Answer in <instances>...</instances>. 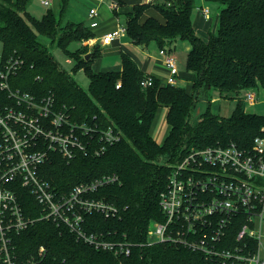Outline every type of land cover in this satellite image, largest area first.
<instances>
[{
    "label": "trees",
    "instance_id": "1",
    "mask_svg": "<svg viewBox=\"0 0 264 264\" xmlns=\"http://www.w3.org/2000/svg\"><path fill=\"white\" fill-rule=\"evenodd\" d=\"M29 1L0 0V53L4 62L10 60L16 67L11 82L37 100L51 97L54 107H65L72 122L94 127L92 151L94 147L99 151L94 156L89 148L87 155L70 161L53 153L41 166L40 175L60 192L102 177H116L88 197L114 205L120 216L107 219L98 213L86 214L82 229L88 234L103 232L108 239L125 237L132 246L127 257L119 258L84 243L62 226L38 221L14 236L16 253L27 258L42 246L47 264H207L201 255L181 245L150 243L147 231L153 222L163 220L159 196L172 167L191 148L234 143L249 150L256 137L264 138V114L247 112L241 97V93L264 88V0H204L219 5L216 29L206 40L197 34L191 19L195 0L136 5L126 15L125 36L134 45L156 42L162 49L165 39L169 47L177 40L188 43L186 69L193 74L191 91L179 85H160L155 79L151 86L142 87L147 74L125 53L119 72L93 71L90 62L101 47L82 44L93 37L88 27L62 23L50 10L36 19L26 10ZM151 6L162 15V24L153 18L139 22ZM71 45L75 48L70 49ZM52 47L62 49L73 62L70 72L57 62ZM77 70L85 72L87 89L73 78ZM214 90L220 99L234 101L235 109L228 117L210 111ZM4 95L0 93L1 98ZM160 106L167 109L168 126L161 144L150 135ZM108 129L118 137L113 143L103 138ZM20 192L24 212L38 216L33 197L26 189Z\"/></svg>",
    "mask_w": 264,
    "mask_h": 264
},
{
    "label": "built area",
    "instance_id": "2",
    "mask_svg": "<svg viewBox=\"0 0 264 264\" xmlns=\"http://www.w3.org/2000/svg\"><path fill=\"white\" fill-rule=\"evenodd\" d=\"M40 3L48 9L52 0ZM198 11L202 18H209L208 6ZM97 16L95 9L89 10L90 29L98 26ZM125 35V26H118L103 35L101 43L110 44ZM158 54L168 72L165 85H178L175 57L165 47ZM15 69L0 53V93H5L0 97V264H47L44 247L21 259L13 244L14 236L38 221L62 226L97 250L127 257L132 244L125 237L108 239L103 232L88 234L82 229L86 214L98 213L107 219L120 216L114 205L88 197L116 177H102L60 192L40 175L41 166L53 153L70 161L87 155L89 148L92 151L94 127L72 122L65 107H54L51 97L37 100L14 86ZM153 79L147 75L141 86H151ZM256 101L255 92L245 94V104ZM103 138L107 143L118 139L110 129ZM91 151L94 156L99 153L96 147ZM22 189L39 207L38 216L24 212ZM159 209L163 220L148 229L150 243L181 245L201 255L207 264H264V138L256 137L249 150L234 143L191 148L172 167L159 196Z\"/></svg>",
    "mask_w": 264,
    "mask_h": 264
},
{
    "label": "rangeland",
    "instance_id": "3",
    "mask_svg": "<svg viewBox=\"0 0 264 264\" xmlns=\"http://www.w3.org/2000/svg\"><path fill=\"white\" fill-rule=\"evenodd\" d=\"M154 1H160V0H154ZM202 4H204V6H208L210 9V15H209V20H208L210 21V23L207 24L206 26H202L204 25V22H203L204 20L200 17V13L198 11V7ZM218 8H219V5L217 3L205 2L204 0H195V8L191 12V19H192V22L194 24L197 34L203 40H206L209 37L210 32H212V22L216 16ZM46 9L44 7L43 10H41V13L34 14L33 12H30L29 15L34 18L39 19L41 18L42 14L46 11ZM153 12L157 20L163 19L162 15L158 11L154 9ZM146 17H147V14H145L142 17L143 18L142 20H144ZM91 39L92 37L89 38L87 41H84L82 44L86 45L85 43L91 42ZM43 42L47 43V41H43ZM133 45L132 46L125 45V47L129 48L127 50L131 51V50H134ZM169 45H170V41H168V39H165L164 47L168 49ZM136 47H138V49H141V46L136 45ZM170 47L171 49H173V51L171 50V54H173L175 57V61H176V64H177V67L180 73L179 80L181 81L179 84H181V87L183 86V88H185L187 91H191V82L193 79V74L186 69V55L188 52V43L186 41L177 40L176 43L172 44V46ZM73 48H75V45L70 46V49H73ZM144 49L154 50L155 52L154 54L158 53L159 51V47L157 46L156 42H150L147 45V47H145ZM0 51H1V47H0ZM51 52L53 56L55 57V59L57 60V62L60 64V66L63 69H65L67 72H70L73 62L71 60H67V58L65 57L63 53V50L58 47H52ZM126 52L127 51L124 50L123 45L120 47L118 46V43L115 42L112 44V46L103 48L101 52L99 53V55L94 57L93 60L90 62V67L93 71L117 73L120 71L119 68L121 67V54L122 53L127 54L128 52L127 53ZM156 55H153V56H156ZM167 76H168L167 71H165V73L159 72V75H156L159 83L165 82V80L167 79ZM73 78L82 88L84 89L88 88V79L83 70H77L73 74ZM256 95H257L256 103L253 105H250L252 107H245V110L250 113L264 114V88H259L256 91ZM243 96H245L244 93H241V97ZM217 98H218L217 91L215 90L212 91L213 101L210 107V111L212 112V114L219 115L221 117H228L231 114V112L235 109V103L233 101H228L225 99L216 100ZM245 105L248 106L247 104ZM163 109H164L163 107L159 108L155 116L153 125H152L153 137L156 138L157 140V141L156 140L154 141H156L157 143L161 141V138H163L167 132V125H166V121L163 116V113H164Z\"/></svg>",
    "mask_w": 264,
    "mask_h": 264
},
{
    "label": "crops",
    "instance_id": "4",
    "mask_svg": "<svg viewBox=\"0 0 264 264\" xmlns=\"http://www.w3.org/2000/svg\"><path fill=\"white\" fill-rule=\"evenodd\" d=\"M154 2H159V1H154V0H52L51 6L48 9H46V8L45 9H46V11L47 10L52 11L55 18L60 19L62 23H66V22L81 23V24L85 25L86 27H88V29L91 31L92 36H93L91 39V42L85 43L89 47H92L93 45H99L101 47V50H102L105 47L112 46V44L115 42H117L118 46H120V47L123 45L124 50L129 53L128 54L126 52L135 61V63L138 65L139 69L144 74L150 75L155 80L158 81V78L156 77V75H159V72L165 73L166 68L163 65L162 59L159 56V54L158 53H156L157 55L154 54L155 53L154 50L144 49L147 46H143V47L141 46V49H143V50L138 49V47H136V45H133V43L130 42L126 36L121 37L119 40H114L110 44L104 45L101 43V37L103 35H105L109 32H112L118 26H125L126 15L132 11V8L134 6L142 5V4H153ZM203 6H204V4L200 5L198 7V9L200 7H203ZM42 7L43 6L41 5L40 0H30L26 10H27L28 14L30 12H33L34 14L35 13L38 14V13H41V10H43L44 7L43 8ZM91 9H95L97 12V15H98L96 18V20L98 22V26L94 29L89 28L88 13H89V10H91ZM153 11H154V8L152 6L147 8L143 12L142 16L140 17L139 22L143 23L148 18H153V19L157 20L155 18L156 16H155ZM45 12L42 14V16L45 14ZM145 14H147V17L144 20H142L143 19L142 17ZM200 17H201V15H200ZM202 19L204 20L203 21L204 25H202V26H206L207 24L210 23V21H208L209 18H207V19L202 18ZM157 21L162 24L164 22V19L157 20ZM212 24H213V22H212ZM125 45H128V46L133 45V49L136 50L137 52L134 50H131V51L127 50L129 48L125 47ZM169 48H171V47H169ZM172 51H173V49H172ZM169 52H171V50ZM153 55H156V56H153ZM119 69L121 70V67ZM96 72H101V71H96ZM180 81L181 80H179V77H178V84L180 83ZM159 84L165 85V82H161ZM179 86H181V84H179ZM245 93L246 92H244V95H245ZM255 93H256V91H255ZM218 99L220 100L219 96L216 100H218ZM256 99H257V95H256ZM212 101H213V99H212ZM161 107L164 108L163 109L164 110L163 116H164V119L166 121L167 109L165 108V106H160L159 108H161ZM245 107H252V106H250V105L246 106L245 105ZM159 108H158V110H159ZM156 114H157V112H156ZM156 114H155V116H156ZM154 119H155V117H154ZM153 122H154V120H153ZM153 122H152V125H153ZM152 125L150 128V135L152 136V138L154 140H156V138L153 137ZM167 132H168V126H167ZM167 132H166L165 136L167 135ZM165 136L163 138H161V141L159 142L160 144L163 142Z\"/></svg>",
    "mask_w": 264,
    "mask_h": 264
},
{
    "label": "water",
    "instance_id": "5",
    "mask_svg": "<svg viewBox=\"0 0 264 264\" xmlns=\"http://www.w3.org/2000/svg\"><path fill=\"white\" fill-rule=\"evenodd\" d=\"M216 25H217V17L214 18L213 26H212V32L215 31V29H216ZM89 56H90V54H87V55L85 56V59L87 60V59L89 58Z\"/></svg>",
    "mask_w": 264,
    "mask_h": 264
}]
</instances>
